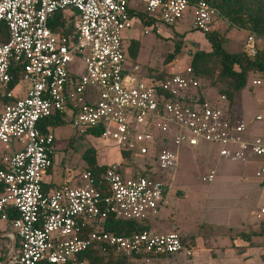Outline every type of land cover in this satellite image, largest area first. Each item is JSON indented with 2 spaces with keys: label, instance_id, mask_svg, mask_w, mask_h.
<instances>
[{
  "label": "built area",
  "instance_id": "2783aa9c",
  "mask_svg": "<svg viewBox=\"0 0 264 264\" xmlns=\"http://www.w3.org/2000/svg\"><path fill=\"white\" fill-rule=\"evenodd\" d=\"M132 1L0 0V34L3 27L8 33V40L0 41V142L9 151L0 161V223H10V237L19 241L9 264H89L81 255L91 250L147 264L166 256L191 258L193 250L176 232L120 236L105 231L111 217L146 226L158 215L185 148L207 145L224 161L253 162L264 190V137H247L245 122L230 109L195 97L202 83L192 66L150 83L126 74L131 11L153 21L143 24L146 35L161 34V27L172 28L187 16L194 31L208 34L219 11L207 0L193 6L189 0H136L143 10ZM68 9L77 11L73 35L54 32L49 23ZM244 48L248 57L257 56L254 35ZM76 60L78 73L71 69ZM17 67L28 84L23 98L17 87L8 90ZM221 101L228 102L225 96ZM54 116L71 123L79 136L113 145L120 156L130 153L140 165L111 166L100 179L87 170L74 183L46 192L56 137L40 124ZM15 141L22 147L13 148ZM215 177L212 170L202 181ZM260 209L264 213V203ZM11 211L18 215L12 221Z\"/></svg>",
  "mask_w": 264,
  "mask_h": 264
},
{
  "label": "rangeland",
  "instance_id": "374dc122",
  "mask_svg": "<svg viewBox=\"0 0 264 264\" xmlns=\"http://www.w3.org/2000/svg\"><path fill=\"white\" fill-rule=\"evenodd\" d=\"M135 9H142L138 1H132ZM71 9L64 11L68 14ZM145 26L135 18L133 28L125 32V50L132 40L139 43L137 58L128 57L126 66L130 73L146 83L165 79L190 64L191 57L200 51L209 52L211 46L203 34L192 29L191 16H187L172 28L161 27V34L152 32L146 35ZM215 30L227 39V50L243 52L249 32L231 26L225 18L218 17ZM254 35V34H251ZM259 51H264V37L254 35ZM182 43L181 52L170 58L178 43ZM71 69L74 73L81 71V64L76 60ZM220 72L217 64L211 65V73L201 77L202 92L206 100L213 104H222L230 109L237 118L247 126L249 138L264 137V73H251L247 87L236 97L233 103L222 102L219 90L225 84L216 81ZM258 82V84H254ZM28 84L20 81L15 93L23 98ZM4 91L0 84V93ZM20 95V96H19ZM4 101L0 98V110ZM260 117V120H258ZM56 142L55 158L51 174L54 182L66 178L74 183L87 171L89 165L86 152L93 154L100 166L121 165L128 168L113 145L91 137L79 136L71 123L53 128ZM15 147L22 145L15 141ZM174 150L172 145L167 146ZM9 152L0 142V159ZM180 166L166 201L161 205L156 218L173 226L174 232L186 238V243L193 250V256H166L154 259L148 264H264V213L260 180L256 178V165L253 162L239 163L224 161L219 158L216 147L202 145L199 148L182 149ZM1 161V160H0ZM212 170L216 177L211 183L202 178ZM54 186V185H53ZM256 195L253 194V191ZM174 224V225H173ZM246 237L249 241H246ZM4 249V248H3ZM1 249L0 252L3 250ZM242 251V252H241ZM105 262L89 264H108ZM123 264H147L133 259L124 260Z\"/></svg>",
  "mask_w": 264,
  "mask_h": 264
},
{
  "label": "trees",
  "instance_id": "16d2710c",
  "mask_svg": "<svg viewBox=\"0 0 264 264\" xmlns=\"http://www.w3.org/2000/svg\"><path fill=\"white\" fill-rule=\"evenodd\" d=\"M189 1L191 3V6H193L200 0ZM207 1L212 7L216 8L219 11L218 17H222L228 20L231 26L249 32L250 35L254 34L264 37V0ZM70 11L71 12H69L68 14H65L63 12L58 13L55 20L49 23L50 28L54 32L65 35H73V20L77 16V11ZM131 15L132 18H138L144 25H150L153 22L150 19H147V15L143 12L131 11ZM203 36L210 44L211 51H200L198 53H195L191 57L189 65L192 66L196 76L200 79L201 77H207L208 75H210L211 65H219L220 72L216 77V81L225 84V87L221 88L219 90V93L221 97L225 96L230 103H233L236 97L247 87L250 78L249 76L251 73H264V51L258 50L257 56L254 58H250L246 55L245 50L238 53L228 51L226 48V37L215 29L208 34H203ZM7 40V29L3 27L1 29L0 41L6 42ZM181 46V42L176 45L175 51L172 55H170V58H173L176 54L181 52ZM127 50L128 54H126V58H137L139 54V43L135 40H132ZM126 74H130L128 68L126 70ZM211 74L214 75L213 73ZM21 79V70L19 67H17L16 70H13L12 82L9 84L8 90H13L14 88H16ZM165 79H153V81H163ZM201 90L202 89L199 90L195 97H199L200 101H205L206 99ZM65 123L66 122L62 119V117L54 116L43 121L40 124V128L44 133H47L49 132V129L53 131V128L62 126ZM96 136H98V134H96ZM14 147L15 146H13V148ZM89 152L90 151L86 152V160L89 165L87 170L90 171L97 179H100L111 166L106 167L98 165L93 157V154H89ZM121 158L123 159V162L127 161L128 168H138V166L140 165L139 159H134L130 153H122ZM0 169H2L1 165ZM1 191L2 189L0 187V193ZM9 216L11 221L18 217L15 211H11ZM86 230L92 231L93 229L91 227H88L86 228ZM146 230H148L146 226H141L132 221L119 220L113 217L109 218L105 222L106 232L114 233L120 236H129ZM260 234H264V231L261 230L259 234L256 233V236H259ZM245 240L249 241V238L246 237ZM183 243L185 246H188L185 237L183 238ZM106 258H113L108 264H123L124 260H128L127 257L115 256L112 252L110 253L109 257H103L96 250H91L81 255V260H87L90 263H103L106 261Z\"/></svg>",
  "mask_w": 264,
  "mask_h": 264
},
{
  "label": "crops",
  "instance_id": "0c3cea01",
  "mask_svg": "<svg viewBox=\"0 0 264 264\" xmlns=\"http://www.w3.org/2000/svg\"><path fill=\"white\" fill-rule=\"evenodd\" d=\"M51 170L46 175L45 182H44L45 190L48 192H51V191L57 189L58 187H60L63 184L69 183L66 181V178H64V177L62 178V180L59 179V182L57 181V183H55L54 182L55 181L54 176L51 174ZM255 192H257V191L256 190L253 191L254 195H256ZM167 194L165 196V201L167 198ZM165 224L166 223L162 222L160 220V218L155 217V218H152L146 224V227L148 228L149 231H151L153 233H160V234L172 233L176 230V228H174L173 226L165 227ZM13 232L14 231H13L10 223H0V250L4 248L0 252V264H2L11 255L13 247L16 243H17L16 244V250L19 247L18 239L16 237H10V235L14 234Z\"/></svg>",
  "mask_w": 264,
  "mask_h": 264
},
{
  "label": "water",
  "instance_id": "95a60500",
  "mask_svg": "<svg viewBox=\"0 0 264 264\" xmlns=\"http://www.w3.org/2000/svg\"><path fill=\"white\" fill-rule=\"evenodd\" d=\"M16 244L13 247L11 255L2 264H9V262L13 259L15 252H16Z\"/></svg>",
  "mask_w": 264,
  "mask_h": 264
}]
</instances>
